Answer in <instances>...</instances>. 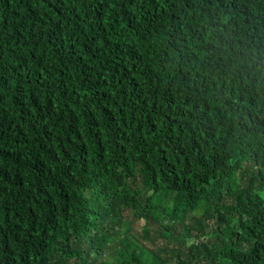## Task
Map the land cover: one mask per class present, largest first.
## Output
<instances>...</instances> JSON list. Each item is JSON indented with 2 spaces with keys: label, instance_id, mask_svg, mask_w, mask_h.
<instances>
[{
  "label": "trees",
  "instance_id": "1",
  "mask_svg": "<svg viewBox=\"0 0 264 264\" xmlns=\"http://www.w3.org/2000/svg\"><path fill=\"white\" fill-rule=\"evenodd\" d=\"M170 258L264 264V0H0V264Z\"/></svg>",
  "mask_w": 264,
  "mask_h": 264
},
{
  "label": "rangeland",
  "instance_id": "2",
  "mask_svg": "<svg viewBox=\"0 0 264 264\" xmlns=\"http://www.w3.org/2000/svg\"><path fill=\"white\" fill-rule=\"evenodd\" d=\"M200 218V217H199ZM200 221V219H190L189 217H186L183 221L180 218H170V217H160L157 221H153L150 222V224H148V235L149 236H153L155 235V232L157 231H162V229L160 228V224H163L164 226H170L171 228H173V234L175 235V237H177L178 233L181 232H185L186 230H193L194 228H197V226L200 224L198 223ZM134 226V227H133ZM146 226V223L144 220H138L135 221L134 224L132 226L126 224L124 225L122 231H121V236L122 239H125L126 237H128V235L126 233L129 232V237H131V231L132 234H134L137 237V241H139L143 246L150 248L154 253L159 252L162 256H164L165 254H163V252L160 250V248L163 245V243L165 242L162 239H157L154 242H151L149 239L145 240L143 238H141V230ZM195 230V229H194ZM128 231V232H126ZM135 242V241H134ZM136 243V242H135ZM140 243H136V244H140ZM165 244V243H164ZM173 246L176 247V244L174 242H170L167 246V248H172ZM168 251H170L168 249ZM106 258L109 257L108 254H105ZM162 264H175V258H170V260H166L164 263Z\"/></svg>",
  "mask_w": 264,
  "mask_h": 264
}]
</instances>
